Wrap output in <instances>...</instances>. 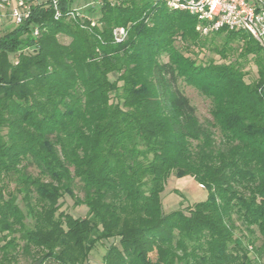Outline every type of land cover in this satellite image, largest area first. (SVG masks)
I'll list each match as a JSON object with an SVG mask.
<instances>
[{
  "label": "trees",
  "instance_id": "trees-1",
  "mask_svg": "<svg viewBox=\"0 0 264 264\" xmlns=\"http://www.w3.org/2000/svg\"><path fill=\"white\" fill-rule=\"evenodd\" d=\"M55 4L58 18L53 0H40L0 34V264H90L110 239L102 264H251L248 243L259 235L264 247L256 39L228 27L208 34L223 40L224 56L237 42L256 58L249 82L237 61L190 54L208 35L188 11L100 0L98 11L71 16L73 0ZM182 81L211 100L210 119L200 121ZM172 175L192 177L207 198L165 211ZM64 195L86 216L61 210ZM239 226L251 236L238 237Z\"/></svg>",
  "mask_w": 264,
  "mask_h": 264
},
{
  "label": "rangeland",
  "instance_id": "rangeland-1",
  "mask_svg": "<svg viewBox=\"0 0 264 264\" xmlns=\"http://www.w3.org/2000/svg\"><path fill=\"white\" fill-rule=\"evenodd\" d=\"M99 2L100 0H73L72 6L79 8L77 12L85 13L88 6L91 5L97 8L95 11H98L97 6L99 5ZM98 17L99 13L97 12L94 19L97 20ZM2 31H0V34H2ZM60 40L64 43L69 41L68 37L63 35L60 36ZM181 44V42H178V45ZM204 44L205 45L203 47H192L193 52L190 54H192V56L196 58L198 62H207L210 59L217 62L237 61L242 65V69L247 73V81L254 82L257 80L258 65L255 61L256 58L251 55H244L241 51L239 43L234 42L233 46L235 48L227 51V55L225 56L221 52L222 50L219 51L223 48V40L220 37H213V35L205 36ZM181 87L186 95L190 98L192 104L195 106L196 113L200 121L205 122L210 119V110L212 107L211 100L208 97L202 95L194 86L188 85L183 81L181 82ZM186 177H181V179L172 175L168 179L165 191L162 194L163 207L165 211L186 207L188 205H192L195 202L203 201L207 198L208 191L205 189V187H201L199 185L197 189L194 188L193 185L189 184V182L185 180ZM77 194L82 195L78 190ZM60 201L61 210L70 212L74 216H86L88 208L85 205H76L73 198L69 195H64ZM236 235L242 238L244 235H246L247 238L251 236L247 231L244 230L243 226H239V228L236 230ZM112 241L113 239H110L97 243L90 254V264L103 263V256ZM244 242L247 244L246 238H244ZM262 243L263 240L261 237H259V235L254 243H248L249 255L252 258L251 264H264V247H262ZM155 255V252L151 253L152 257H155ZM10 264H30V259L20 256L18 257V261L10 262Z\"/></svg>",
  "mask_w": 264,
  "mask_h": 264
},
{
  "label": "built area",
  "instance_id": "built-area-1",
  "mask_svg": "<svg viewBox=\"0 0 264 264\" xmlns=\"http://www.w3.org/2000/svg\"><path fill=\"white\" fill-rule=\"evenodd\" d=\"M34 0H0V27L5 24H22L31 14V4L39 2ZM170 8L188 11L197 16L199 23L197 29L208 35L223 27L229 29H242L249 32L264 51V1L251 4L248 0H158ZM56 9V18L60 12L53 0ZM77 10L71 11L75 16ZM114 39L122 41L127 35V29L118 26L114 29ZM38 35V29H35ZM201 187L204 185L199 184Z\"/></svg>",
  "mask_w": 264,
  "mask_h": 264
},
{
  "label": "crops",
  "instance_id": "crops-1",
  "mask_svg": "<svg viewBox=\"0 0 264 264\" xmlns=\"http://www.w3.org/2000/svg\"><path fill=\"white\" fill-rule=\"evenodd\" d=\"M10 25H11V24L7 23V24H5L2 28L0 27V29H1L0 31H2V30L4 31V30H5L6 28H8ZM3 31H2V32H3ZM185 177H186V176H185ZM185 177H182V178H185ZM182 178H181V179H182ZM185 180H187V181L189 182V184L193 185L194 188L197 189V188L199 187V183H197L192 177L187 176Z\"/></svg>",
  "mask_w": 264,
  "mask_h": 264
}]
</instances>
